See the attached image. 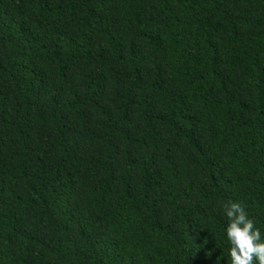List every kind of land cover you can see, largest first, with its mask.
I'll list each match as a JSON object with an SVG mask.
<instances>
[{
    "label": "trees",
    "instance_id": "obj_1",
    "mask_svg": "<svg viewBox=\"0 0 264 264\" xmlns=\"http://www.w3.org/2000/svg\"><path fill=\"white\" fill-rule=\"evenodd\" d=\"M231 202L264 239V0H0V264H231Z\"/></svg>",
    "mask_w": 264,
    "mask_h": 264
},
{
    "label": "clouds",
    "instance_id": "obj_2",
    "mask_svg": "<svg viewBox=\"0 0 264 264\" xmlns=\"http://www.w3.org/2000/svg\"><path fill=\"white\" fill-rule=\"evenodd\" d=\"M228 219L226 238L231 264H264V239L241 203L225 206Z\"/></svg>",
    "mask_w": 264,
    "mask_h": 264
}]
</instances>
